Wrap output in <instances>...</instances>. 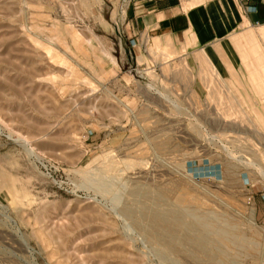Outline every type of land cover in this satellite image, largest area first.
Masks as SVG:
<instances>
[{
	"label": "rangeland",
	"instance_id": "obj_1",
	"mask_svg": "<svg viewBox=\"0 0 264 264\" xmlns=\"http://www.w3.org/2000/svg\"><path fill=\"white\" fill-rule=\"evenodd\" d=\"M128 3L0 0V264H264V24L223 72L146 34L137 62Z\"/></svg>",
	"mask_w": 264,
	"mask_h": 264
},
{
	"label": "crops",
	"instance_id": "obj_2",
	"mask_svg": "<svg viewBox=\"0 0 264 264\" xmlns=\"http://www.w3.org/2000/svg\"><path fill=\"white\" fill-rule=\"evenodd\" d=\"M128 2L124 12L127 48L123 49L125 54L134 51L137 62L144 46L142 36L146 34L153 54L159 53L157 51L159 46L164 49L159 58L162 62L158 63H166L168 57L171 58L172 54L181 52L187 45H196L194 48H200V53L203 54L207 44L209 52L211 51L209 56L223 72L225 62L212 50L215 45L213 43L236 31L241 25L244 28L264 24V0H128ZM172 38L178 41L177 44L169 43ZM169 45L173 49L169 50ZM110 56L116 62L115 57L111 54ZM140 60H143V56H140ZM208 62L214 66L210 60Z\"/></svg>",
	"mask_w": 264,
	"mask_h": 264
},
{
	"label": "bare ground",
	"instance_id": "obj_3",
	"mask_svg": "<svg viewBox=\"0 0 264 264\" xmlns=\"http://www.w3.org/2000/svg\"><path fill=\"white\" fill-rule=\"evenodd\" d=\"M158 147V149H161L163 150L164 148V144H156ZM31 146V145H30ZM33 148V146L31 147ZM30 150V149H29ZM32 150V149H31ZM33 152V151H32ZM160 191V194L161 195H164V196H168V191L167 190H159ZM179 196V195H178ZM177 199V198H176ZM186 200V196L181 194L179 197H178V201H184ZM179 203V202H177ZM182 205V204H181ZM202 207V206H201ZM205 207V206H204ZM254 214V213H253ZM148 217L151 218V222L152 224L155 226L154 227V230L153 232L157 235V231H156V227L160 224V223H164L165 225L167 226H170L173 230H178V229H182V228H185L186 226V223L183 221L182 217L179 215L178 212H171V213H160L158 211H155L153 213H150L148 214ZM254 218V217H253ZM13 222V221H12ZM233 226V227H232ZM229 227H232L230 228L231 229V232L230 233H233L234 232L236 233L237 231V227L234 226V225H230ZM218 230V229H217ZM17 236L20 237L21 241L23 242L24 246L28 249H30V244L25 240L24 237H22L20 235V231L19 229H16L15 230ZM227 233V231H226ZM195 239L197 240H201V242H205V237L204 236H200V238L196 237ZM177 245H172V243L170 244V248L174 249Z\"/></svg>",
	"mask_w": 264,
	"mask_h": 264
},
{
	"label": "built area",
	"instance_id": "obj_4",
	"mask_svg": "<svg viewBox=\"0 0 264 264\" xmlns=\"http://www.w3.org/2000/svg\"><path fill=\"white\" fill-rule=\"evenodd\" d=\"M251 201H252V197L248 196V202H251Z\"/></svg>",
	"mask_w": 264,
	"mask_h": 264
}]
</instances>
